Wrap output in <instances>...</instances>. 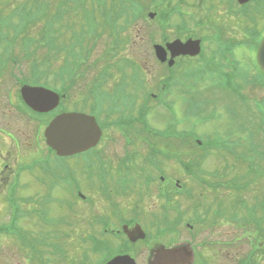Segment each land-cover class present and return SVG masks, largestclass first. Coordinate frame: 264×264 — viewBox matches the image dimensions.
Segmentation results:
<instances>
[{"label":"rangeland","instance_id":"obj_1","mask_svg":"<svg viewBox=\"0 0 264 264\" xmlns=\"http://www.w3.org/2000/svg\"><path fill=\"white\" fill-rule=\"evenodd\" d=\"M68 1L39 0L38 5L41 6V13L44 16L38 19H25L22 10L35 7L33 0H0V64L6 63V66L2 67L0 72V125L15 132L19 137V153L22 151L20 158H25L29 147H32V137L34 133L37 134V131L38 133L41 131L40 140L46 146L45 138L42 134L43 128L39 130V127L47 118H44L42 122L34 119L36 122L31 123L22 114L20 107L15 106L16 91L20 90V80L36 79L43 69L50 66V74L52 76L50 75L48 79L53 82L57 78V75L54 76L53 74L61 66L74 67L76 70L75 77H78L71 92L72 98L75 100L65 98L68 106L64 104L63 109L69 108L95 113V110L90 108V104H84L82 100H79L85 97L84 93H90V84L102 77L101 72L107 71L110 75L105 82L103 91L108 89L111 91L116 88L115 85L118 80L121 83V77L124 78L125 74H127L128 78L125 80V84H128L127 90L135 96L140 104L143 97L137 95L133 88L130 87L133 84L136 86V82L131 80L132 74L135 72L134 66L130 65L131 59L141 69L140 82L144 84L143 87L142 85H139V87L149 91L150 89H155L156 84L161 83L162 79L168 75H166L168 69L162 67L156 60L152 49L153 43H158V41L162 40V33H166L173 40L177 36V28L186 24L188 31L184 34L188 35V33L195 32L199 37L204 38V59L199 57L188 62L185 59L183 63L176 65L175 72L179 68V73L183 69L186 70L202 65L203 60L208 58L210 48L214 45L213 37L219 34V32L213 31L206 23L198 26L197 22L200 19L196 14L194 16H186L183 19L172 12L178 3L177 0H159L156 4H154L153 0H140L145 4L143 5L144 16L137 22L132 21L127 24L129 26L122 33H111L110 28L100 20H95V29L90 32L89 26L84 20L83 9L90 10L89 6L92 5V1L88 0L83 6H81L83 1ZM76 1L77 3H75ZM111 1L109 0V2ZM218 4L219 6H217ZM181 5L190 12L200 14L205 20L213 21V23L220 25L223 29L222 36L234 42L245 40L248 30L255 26V19L258 17L260 19V16L264 14V8L257 6L256 11H251L248 15L233 16L231 15L233 13L229 12L237 5L233 3L226 4V0L214 1L216 11L210 17H207L203 8H201V12H197L199 7L196 0H191L189 4L182 2ZM150 11L156 13L154 18L146 17ZM164 13L167 14V20L162 17ZM56 14H60L61 17L53 20ZM48 21L53 23L49 24ZM116 24L122 25L123 21H117ZM50 29L54 30L55 36H58L56 41L53 40L52 43L46 42L44 38L45 31ZM76 34L81 37L79 42L74 37ZM56 44L59 45L57 51L55 50ZM64 47H66V50H61ZM72 50L76 53L84 54V57L77 54L74 60L75 64H73V57L70 53ZM236 51L234 57L240 62V67L248 69V64L251 62L250 49L246 46H241L236 48ZM44 59L47 61L41 63ZM33 65L37 66L40 71L34 74ZM179 73L175 74L179 78L181 86H173L166 91L165 96H161L165 105H174L172 112L176 117L178 127L180 129L194 127L195 131L204 138L211 136L212 138L216 137L218 140H229L230 143L238 139L239 146L237 150L234 146L228 149H206L209 154H206L205 157H201L202 155L198 151L185 148V146L182 147L180 150L182 153L179 154L181 159L187 166H190L188 169L195 170L191 171L190 175L186 174L185 168H182V164L176 156L169 157V160L164 159L163 164L168 176H173L167 182L169 189H174L171 191L173 194V208L171 210H165L164 206L167 203L161 198H156L155 185L149 192V190H145L141 182L140 186L143 187L144 199L136 193L115 195L111 192L112 195H100L98 193L97 180L87 177V172L92 171L94 168L93 160H89L90 158L87 155H84V157L59 158L52 151L45 150V156L52 164L65 168L69 167L76 172V175L69 179L61 180L59 181L60 185L52 187L51 175L45 172L40 173L36 169L31 174L26 173L20 177L21 187L10 189L11 179H9V176L15 168V162H17L14 154L15 146L10 138L0 137V163H2L0 165V224H7L11 219L10 203L7 196L12 193L13 196L19 199L18 201L23 210L27 212V217L20 221L21 225H24L31 234L42 236L48 242H59L67 249L68 257L65 259V264H79V260L82 258V251L84 250L83 239L88 232H92L91 227H87L88 222L85 220L91 219L99 210H102V215H112V204L114 201L116 204L121 205V215L123 217L133 218L138 213V217L146 220L148 226L154 219L151 213L155 210L158 211V217H161V220H169L164 222L167 225H172L173 222L179 221V213L183 211L185 212L183 224L180 227L178 226L179 223L175 224L182 231L183 238L181 239H188L189 233H193L194 244L198 245L199 252L204 254H201L200 258L207 257L209 264H235V260H237L236 264H240L238 260L241 259L246 264H264V239L254 238L253 242L256 245L251 248L250 243L252 241L244 235V233L247 234L244 228L246 226L249 227L248 223L245 222L241 227H238L240 225L234 217L235 214L245 215L241 198L236 195L237 192L235 193L234 189L238 176L248 173L249 161L257 160L256 165L264 168V157L262 158V152H264V119H261V116L264 117V87L257 84L244 83L243 81L244 95L254 97L253 101L257 102L259 107L257 108L252 104V107L242 106L237 110L233 106L236 105L234 96L214 87L212 82L205 80L206 77H209L208 75L203 76L202 80L199 81L193 80L191 77L179 76ZM184 84L190 86L186 87L190 89L187 95L183 93L182 86ZM77 93H83L84 95L76 96ZM120 94L122 93L120 92ZM195 94L200 95L196 99L203 111L204 107H207L205 110H207L208 114L215 113L213 118L201 122L199 121L200 116L189 114L193 109L187 104L189 100L187 98ZM142 95L144 96V94ZM75 103L77 104L74 105ZM148 103L146 127L147 123H149V127L153 130L155 128L164 129L168 124L175 123V118H171L168 115L169 111L165 109L163 103L158 102L157 105L154 100H150ZM117 104L118 107L122 104L120 99L117 100ZM132 111L133 105L123 109L117 108L116 112L114 114L110 113L109 116L102 114V117H106L107 121L115 120L107 123L105 145L103 149L100 148L99 150L104 160V162L100 163V167L106 168L110 174L111 167L107 163L116 166L118 160L122 157L127 155L139 156L141 152V154H144L141 157L144 160L148 152V147H145L140 142L142 141L141 137L134 138L136 144L131 146L123 134L124 131L119 128L122 125L118 123V119ZM136 113L137 107L133 111L134 115ZM98 119L100 123L104 124L100 118ZM124 127L129 130L133 129V131H141L140 127H143V124L136 123L123 126V129L127 132ZM146 131L149 132L148 134L153 133L150 129H146ZM0 132L9 134L3 129H0ZM10 135L13 136L12 134ZM135 136L136 133L132 137ZM13 138L17 140L14 136ZM151 138L157 143V138L154 136H151ZM168 148L170 149L168 153L171 154L172 147L168 146ZM251 153L254 154L249 156ZM1 156L6 160L4 161ZM36 156L42 157L43 153H39ZM6 161L10 165L9 167L3 166ZM98 167L99 165L97 164L96 169ZM146 171H151L152 174L155 173V170L151 168L146 169ZM205 176H208L209 180L202 182V177ZM74 179L80 189L83 190V193L86 194L88 198L86 201H81L80 199H78V202L76 201L73 187L75 185ZM177 179H180V183L187 186L186 192H178V186L175 183ZM256 181V185L249 190L246 184L242 186L244 189L241 192L243 195L242 199L244 202H248V205L257 204L264 200V176L259 177ZM94 182H96V185L93 184ZM211 182L216 183L214 184L215 188L211 187ZM244 183H247V181ZM38 194L40 196L37 198ZM50 196L58 198L59 201L49 202L50 198L46 197ZM25 197L29 200L28 204H25L22 200ZM142 199L143 201L141 202L140 200ZM72 201L78 205L75 210L69 207ZM197 204H202V210L209 209L211 217H213L211 208H215L220 214L217 215L215 213L216 221L213 222L210 218L206 224L196 226L191 232L185 229V222L191 217L195 209L194 206ZM136 205H138L137 209L139 210L135 209ZM43 208L50 211L49 215L52 218L63 217L68 219L70 217V219L67 220V223L61 224L60 227L41 225V211L37 210ZM259 214H261L260 209ZM257 226L260 229L261 224L258 223ZM252 230L257 231V227L252 226ZM261 234L263 235L262 232ZM238 236L242 237V241L237 239ZM233 239L240 241L237 243L238 245L235 244V247H224L217 244L223 240L235 241ZM41 247L36 251L32 246H30V249H26L15 238L1 241L0 264H22L28 263V261L29 263H36L37 259L33 252L38 251L36 254L40 255ZM235 253L238 254L237 257L239 259L232 256ZM55 258L57 257L52 251H48L44 255V259H52V264H56ZM38 259L40 260L39 257ZM196 260L197 258L194 257V264Z\"/></svg>","mask_w":264,"mask_h":264},{"label":"water","instance_id":"obj_2","mask_svg":"<svg viewBox=\"0 0 264 264\" xmlns=\"http://www.w3.org/2000/svg\"><path fill=\"white\" fill-rule=\"evenodd\" d=\"M169 48L174 47L183 53H198L199 41H189L185 44L175 41ZM157 55L161 58L165 55L162 46H156ZM258 61L264 70V41L258 52ZM22 94L26 102L38 111H47L58 104L59 96L46 88L25 86ZM101 135V130L94 117L81 113H65L57 116L46 129L48 143L61 154H68L85 150L96 144ZM66 137V138H65ZM65 138V139H63ZM111 264H130L118 257Z\"/></svg>","mask_w":264,"mask_h":264},{"label":"flooded vegetation","instance_id":"obj_3","mask_svg":"<svg viewBox=\"0 0 264 264\" xmlns=\"http://www.w3.org/2000/svg\"><path fill=\"white\" fill-rule=\"evenodd\" d=\"M177 1H178V3L176 5H181L182 2H187L189 4L191 0H177ZM196 1H197V6L199 7L197 9V12H201L202 11L201 8H203V10L205 11L207 17H210L216 11L215 8H214V6H215L214 5V1L215 0H196ZM228 3H235V0H226V4H228ZM252 3H253V0H251L250 2L245 3V4H241L239 2L238 3V6L234 7L233 9H231L230 10L231 12H229V13H233V14H231L233 16H236L237 15L236 17L241 16L242 11H243L242 10L243 9V6H248L249 7ZM217 6H219V4ZM193 13L194 12H192V14ZM236 17H234V18H236ZM207 23H208V26L211 29H213V31H215L217 33L219 32V34L216 35L215 37H213V44L214 45L212 46V48H210V53L208 55V58L205 61H207L208 62V65L209 66H212V67H217L218 64L224 65L225 64V61H227L229 58H231V59L233 58V54L235 52H237L236 51V46H239V43L240 42L239 43H236L233 40H227V39H225L222 36L223 31H218V25L217 24L213 23V21L212 22L207 21ZM181 36H183L181 38L183 40H185L188 37L193 36V34L191 36L189 34L188 35L183 34ZM203 39L204 38H202V42H203ZM185 58H187L188 61H189V60H192V59L197 58V57L191 58V57L178 56L176 58L175 64L176 63H182L183 61H185ZM220 81H223L222 85L223 84H226V83H232L233 81H234V84L235 85L241 84V80L239 78H236V77L235 78H233V77L221 78ZM3 160H6V159L3 158ZM4 166L5 167H9L10 165L6 161V163L4 164ZM156 195H157V198H158V189L156 190ZM120 223L121 222L119 221L117 223V225H119ZM108 224L111 225V224H115V223L114 222H110ZM137 224H139V223H137V221H135V222H130V221L129 222H124L121 225V229L125 225H128L129 226V231H130ZM153 226L155 228V244H154V248H153V253H149L148 248L140 246V248L136 251V254L139 257V263L140 264H143V261H141V259L144 257V254H145L146 255V258H147V261L149 262V260H151L153 262V263L152 262H149L148 264H176L173 260H170V261L165 262V258H164L163 254H162L163 248L161 247L163 245H161L160 243L158 244V211H156V221L153 223ZM144 229L146 230V228H144ZM193 236H194L193 233H189V236L187 237L188 238V242H190L191 245L194 243V237ZM135 243L136 244H141L142 242L138 240ZM220 244H221V242H220ZM187 246L189 247L188 244H187ZM194 253H195V251H194ZM182 254H184L183 251H180V253L178 255H182ZM55 257H57V258L54 259L56 264H65V260H64L62 254L55 255ZM44 260H45L46 264H52L49 261V259H44ZM183 263H184V257L181 256L179 258V260H178V264H183ZM191 264H194V254H192V257H191Z\"/></svg>","mask_w":264,"mask_h":264},{"label":"trees","instance_id":"obj_4","mask_svg":"<svg viewBox=\"0 0 264 264\" xmlns=\"http://www.w3.org/2000/svg\"><path fill=\"white\" fill-rule=\"evenodd\" d=\"M84 1H88V0H84ZM92 1V5L89 6L90 10H86V15L85 17L87 18V16L90 19H87L88 23L92 24L93 28L94 25L93 23H95V20H100L103 22V24L105 23H109V20H111V22L113 21V19H111V17L113 15L116 14H123V13H127L130 10L134 11V13H141L144 11V6H139L138 8L136 7V4L132 1L129 2V0H112L111 2H109V0H91ZM34 2V6L33 8L30 9H23L22 12L27 14V15H31L32 19H38V18H42L44 15H42L41 13V6L38 5L39 0H33ZM68 2H71L70 0ZM77 3V1L75 2ZM74 3V4H75ZM40 13V14H39ZM61 17L60 14H56L53 17L54 19H59ZM111 24V23H110ZM57 36V35H56ZM76 38V36H74ZM44 38L45 41L46 40H52V38H48V35L45 36L44 34ZM58 38V36H57ZM56 48L55 50L57 51L58 48V44H56ZM62 50V48H61ZM46 58V57H45ZM47 60L44 59L41 61V63H45ZM42 72H46L45 69L42 70ZM165 137H168L169 139L165 138L161 141V143L158 142V149L159 147L163 148V145L165 146L163 149L161 148L162 151H164L165 153H167L168 155H176L177 154V149L178 147H180L181 144H183L184 141L182 140H176L174 138H170V137H175V135L171 134V133H163L162 134ZM180 136V135H178ZM184 145V144H183ZM168 146L172 147V151L171 154L168 153V151L170 150L168 148Z\"/></svg>","mask_w":264,"mask_h":264}]
</instances>
